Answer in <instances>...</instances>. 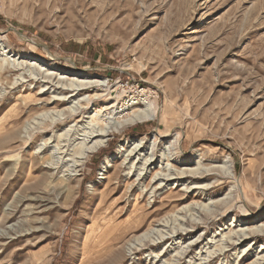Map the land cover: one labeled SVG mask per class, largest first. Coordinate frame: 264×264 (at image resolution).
I'll return each instance as SVG.
<instances>
[{
	"label": "rangeland",
	"instance_id": "obj_1",
	"mask_svg": "<svg viewBox=\"0 0 264 264\" xmlns=\"http://www.w3.org/2000/svg\"><path fill=\"white\" fill-rule=\"evenodd\" d=\"M8 62L18 70L0 72V264H253L264 253V232L227 240L264 226V0H0ZM47 73L105 85L43 105L62 95L36 83ZM117 102L114 113L127 109L103 110ZM81 104L84 123L96 107L105 123L135 108L153 116L74 166L64 161L79 135L56 164V141H44L81 123L64 114L53 128L52 112ZM137 138L140 162L156 159L138 179L141 163L117 152ZM179 168L196 177L153 190V174Z\"/></svg>",
	"mask_w": 264,
	"mask_h": 264
},
{
	"label": "bare ground",
	"instance_id": "obj_2",
	"mask_svg": "<svg viewBox=\"0 0 264 264\" xmlns=\"http://www.w3.org/2000/svg\"><path fill=\"white\" fill-rule=\"evenodd\" d=\"M14 70H18V69H16V66L11 67L9 62L6 64H3V63L0 64V72L2 71V72L6 73L9 71L12 72ZM38 75H40L39 72H37L36 76H38ZM35 78H34V80H35ZM62 79L63 78H60V79L54 81L55 77H53L50 73H47L45 75L43 74L38 78L36 83L41 84L40 86L43 87V89H41L42 91H47V90L51 89L53 92L59 90L60 93H62V95H60V96H58L56 94L50 96L48 98V101H45L44 104H43V102H41L43 105H46L48 103H54L56 106L60 105V104H64V103H67L68 101L74 100L73 98H75V96H83L85 94L84 92L87 91L88 89L92 88V87L98 88V87H102L105 85V79L98 77V76L77 75L76 74V75H72L71 78H69L70 80H68V81H64ZM18 83H19V81L12 82L13 85L14 84H16V85L23 84L24 85L25 81L24 80L22 81V79H20V83L19 84ZM46 87H48V88L45 89ZM40 91L39 92L37 91V93H44V92H42V91L40 92ZM88 97L90 99H95V98H99L100 95L91 94V95H88ZM29 98L31 100H33L30 96H29ZM38 102L39 101H37V103ZM135 102H137V103L141 102V104L145 105V102L142 103V101H139V100H137ZM135 102H131V104L134 105ZM117 105H118V102L116 104L112 103L108 107H104L103 110H106L107 108H109L110 110L107 112V114L108 113L113 114L114 110H116L118 108ZM82 106H83L82 104L79 105V107L78 106H74V107L71 106L68 109H65L64 111L57 109V110H54L52 112V113H54V115L51 114L52 116L50 118L51 119L50 126L52 125L53 128L57 126V124L60 122L61 117L64 114L66 115L64 119H68L70 116H78V115H80V117L82 116L81 118L79 117L77 119V122L81 123V124L79 126L77 124L74 125L75 127L76 126H78V127L72 129L71 130L72 132L69 129L66 132L59 133L57 135L52 134L51 137L47 138L44 141V145H46V146L47 145L49 146L50 143H52L54 140L56 141V144L54 146V149H55L54 153L57 155L52 156V158H55V157L58 158V162H56V164H61V163L66 162L67 160L68 161L72 160L73 165L78 166L81 162V159H77V160L74 159V157H76L74 155H77V156L80 155L81 158L88 156L89 153L95 151L97 148H99L100 146H102L105 143L106 138L110 134L111 131H118L120 128L124 127L126 124H133V123L143 121V120L153 116V113L150 112L147 108H145L143 110L135 108L132 111L125 113V115L119 116L118 119L111 120L114 116V115H112L109 117L111 121L109 120L108 122L105 123V121L103 119H101L100 113L102 110L96 107L94 110L95 112L90 116L91 119L89 118L90 121L88 123H84V122H82V119L84 117L83 116L84 112L82 109H85V108H83ZM126 107H125V105L122 106V109L121 110L119 109L120 111H117L114 114L122 112L124 109H127ZM70 126H72V125H70ZM80 132H81V134H79ZM79 135H82V137H81L82 142L80 143V146L77 149L75 148L73 150L72 154H69V155L73 156V158H67V159L65 158V161H64V156L68 155V151H69L70 146L73 144L74 140L78 139ZM153 135H154V133H153ZM55 136H56V138H54ZM52 138H53V140H51ZM141 141L142 140L140 138L132 140L128 145V149H126V150L123 148L124 144H120L117 148V152H121L124 150V153H125L124 161L129 159L132 161V163L134 161H136L138 163L142 159V157H140V155H142V154H140V153L142 152V148L144 147L143 145H141V143H142ZM117 154L118 153H116V155ZM152 157H153L152 154L150 156H146V157H144L143 162H140L141 166H143V167L138 168L139 171L136 174L137 179L141 178V177L142 178L145 177L146 171H147V167H145V166L151 165L156 160V159L154 160ZM113 159L114 158H107L102 163V169L105 170L110 165V162ZM46 162L49 165L51 164V166H52V164H55L53 159H51V161L49 160ZM59 166H61V165H59ZM144 169H146L145 173L142 172ZM195 174H196V169H181V168H179V169H174L171 171L169 170L168 172H164V173H162V171H161L160 173L153 174L151 179H150V182H153V184H155V185H153L154 186L153 190H156V189L162 188L163 187L162 185H164V183H167L168 181H170L172 179L179 181L180 179L188 177V176L189 177H196ZM8 217H11V216H8ZM235 231H233V232H235ZM263 232H264V226L263 227H250L248 229L243 228L239 232L235 233V235L233 236L234 239L231 237L232 236L231 234H230L231 236L228 234L227 240H228V242L232 241L231 244L235 245L236 241H237V243H239V241L243 242L246 238H252V237L255 238V237L259 236L260 233H263ZM164 235L162 237H164ZM179 235H182V231L172 232L170 235H168L166 237V239L167 240H174L173 238L176 236H179ZM152 241L153 240L151 239L150 242H152ZM223 245H221L219 247H215L214 250L213 249L208 250L204 254L202 259H206V257H208L209 255H211L215 252L218 253L217 251H219V250L222 251L224 249ZM248 247L249 246L246 245V247L244 248L243 251L245 252V250H247ZM260 247H262V246H260ZM185 251L186 250L184 248H181L178 253L183 254ZM259 252H262V250H260ZM160 254H161V251H159V253H157L156 256H159ZM165 264H176V261L166 262ZM253 264H264V253L261 254L260 256H257V258L254 260Z\"/></svg>",
	"mask_w": 264,
	"mask_h": 264
},
{
	"label": "trees",
	"instance_id": "obj_3",
	"mask_svg": "<svg viewBox=\"0 0 264 264\" xmlns=\"http://www.w3.org/2000/svg\"><path fill=\"white\" fill-rule=\"evenodd\" d=\"M70 45H71L72 47H77V45H75V44H73V43H70ZM111 149H112V147L110 146V147H107V148H103L102 151H103V152H107V151H110Z\"/></svg>",
	"mask_w": 264,
	"mask_h": 264
}]
</instances>
